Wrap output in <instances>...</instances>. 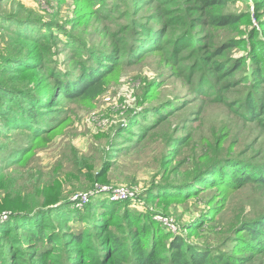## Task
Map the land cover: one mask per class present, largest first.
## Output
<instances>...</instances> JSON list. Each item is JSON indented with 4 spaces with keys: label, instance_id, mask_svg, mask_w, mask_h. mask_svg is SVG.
<instances>
[{
    "label": "rangeland",
    "instance_id": "rangeland-1",
    "mask_svg": "<svg viewBox=\"0 0 264 264\" xmlns=\"http://www.w3.org/2000/svg\"><path fill=\"white\" fill-rule=\"evenodd\" d=\"M6 13L29 20L0 17V61H26L19 78L28 82L10 90L40 114L19 129L0 117V227L11 228L15 208H32L22 202L40 205L54 194L47 213L83 216L79 229L85 221L106 223L115 205L116 215L158 223L213 257L236 254L229 227L262 211L261 190L223 192L217 184L199 193L204 185L182 182L229 154L264 158V127L236 104L264 73V54L257 55L264 51V0H1ZM149 35L157 39L149 43ZM94 53L110 55L105 64L114 66L100 94L64 92L60 83L74 89L79 64L89 66ZM215 64L238 68L230 88ZM119 189L127 198L116 197ZM122 201L126 210L114 204ZM59 230L56 221L53 233ZM0 242L3 250L9 245Z\"/></svg>",
    "mask_w": 264,
    "mask_h": 264
},
{
    "label": "trees",
    "instance_id": "trees-1",
    "mask_svg": "<svg viewBox=\"0 0 264 264\" xmlns=\"http://www.w3.org/2000/svg\"><path fill=\"white\" fill-rule=\"evenodd\" d=\"M211 1L225 2V0ZM1 16L6 19H15L18 22L29 20V18L19 19L15 13L0 14ZM249 18L248 16L244 19L246 23L250 22ZM232 22L237 24L241 21L237 22L232 19ZM256 36L257 34L254 39L250 40L252 43ZM147 39L150 43L151 40L157 39V35L156 37L149 35ZM65 43L70 45V39ZM32 50L30 48L26 55ZM263 54L264 51L257 52V55ZM37 55L38 52L33 57L40 59ZM98 57L99 59H97ZM111 60L110 55L94 53L90 58L89 66L81 61L77 62L81 63L78 68L82 75L77 80L74 79L77 81L75 85H70L74 89L66 88L65 82L60 83L61 89L64 92L68 89L76 90L68 93L76 97L95 99L105 84L107 73L114 67L105 64ZM13 64L14 66L7 68ZM24 64L25 67H29L26 61L19 56H14L9 61L6 59L0 61V112L2 109L5 110L0 113V117L4 120L2 124L13 122L18 129L21 125L34 124L38 113L40 114L37 105L18 104V100L13 97V92L10 90L17 83L28 82L19 78L20 74L26 72L23 70L22 65ZM215 65L219 68V73L225 75L224 85L230 88L238 68L233 66L229 68V65L228 67ZM5 72L9 73L5 74ZM256 77L258 84L252 85V88L248 86L246 99L240 100L236 104L240 109V114L245 115L246 113L249 120L258 121L264 127V73L258 72ZM41 96L48 100L47 97L51 96V91L42 92ZM48 102L46 104H51L52 100L50 99ZM26 106L28 107L26 108ZM29 130L38 132L33 126ZM2 153L3 149L0 147V154ZM244 153H240L238 156L229 154L225 158H219L218 162L209 163L192 179L182 182L183 185L194 183L192 185L194 189L197 188L196 184L204 185L205 187L200 188L199 193H205L217 184L223 186L220 190L223 192L230 188L241 190L247 186L261 190L262 211L251 221L242 219L232 223L229 227H233L237 234L236 254L229 253L213 257L208 250L189 243V240L180 234H171L157 222L156 226L151 227L147 219L116 215L115 205H113L114 211L109 212L106 216L108 218L106 223L94 222L91 225L85 221L82 229H79L76 222L77 219L79 221L86 220L82 218L83 216L79 215L75 218L66 217L63 212L47 213V211L50 212V210H46L47 205L52 204L50 202L55 198L53 194L47 200L48 203L34 205L30 202H22L32 208H19L18 210L15 208L14 216L7 223L11 228L0 227V240L9 242L5 250L0 246V264H264V158L251 161L248 158H241ZM7 155H10V152ZM60 189V186L55 187L54 193L58 194ZM54 204L59 206L64 204V201L56 200ZM114 204L122 206L125 210L127 208L123 201ZM227 206L228 204L223 202L214 213L217 216L220 215ZM210 218L212 220L214 217H208V219ZM22 219H26L25 224H19ZM56 221L60 227L59 236L53 233ZM195 228L200 229L199 227ZM23 243L26 248H21ZM14 244L16 246L13 248Z\"/></svg>",
    "mask_w": 264,
    "mask_h": 264
},
{
    "label": "built area",
    "instance_id": "built-area-1",
    "mask_svg": "<svg viewBox=\"0 0 264 264\" xmlns=\"http://www.w3.org/2000/svg\"><path fill=\"white\" fill-rule=\"evenodd\" d=\"M117 196L120 197V198H127L128 193H127V191L125 189H119L118 190V194L116 195V197ZM120 198H116V199H120ZM164 223L166 225H170V221L168 220V218H164Z\"/></svg>",
    "mask_w": 264,
    "mask_h": 264
}]
</instances>
